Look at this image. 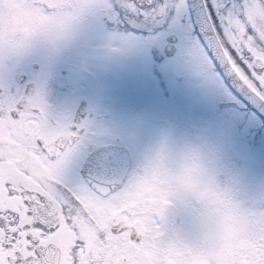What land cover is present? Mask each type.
<instances>
[{
  "label": "snow or ice",
  "instance_id": "1",
  "mask_svg": "<svg viewBox=\"0 0 264 264\" xmlns=\"http://www.w3.org/2000/svg\"><path fill=\"white\" fill-rule=\"evenodd\" d=\"M0 38V264H178L145 144L195 132L251 205L264 264V0H38ZM156 173H153L155 175ZM193 247L194 238L181 235Z\"/></svg>",
  "mask_w": 264,
  "mask_h": 264
},
{
  "label": "clouds",
  "instance_id": "2",
  "mask_svg": "<svg viewBox=\"0 0 264 264\" xmlns=\"http://www.w3.org/2000/svg\"><path fill=\"white\" fill-rule=\"evenodd\" d=\"M38 0H0V38L26 39L36 33L43 20L29 15ZM141 176L148 184L140 193L146 201L163 200L183 209L179 233H173V257L178 264H233L239 260L253 225L251 205L213 155L209 142L192 132L161 130L151 137L141 153ZM153 173H156L153 175ZM181 235L194 238L191 246Z\"/></svg>",
  "mask_w": 264,
  "mask_h": 264
}]
</instances>
